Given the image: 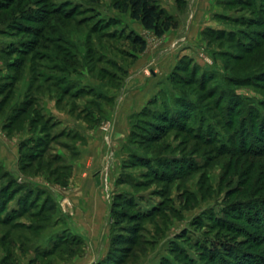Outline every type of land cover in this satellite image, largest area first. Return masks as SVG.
I'll return each mask as SVG.
<instances>
[{
	"label": "rangeland",
	"instance_id": "374dc122",
	"mask_svg": "<svg viewBox=\"0 0 264 264\" xmlns=\"http://www.w3.org/2000/svg\"><path fill=\"white\" fill-rule=\"evenodd\" d=\"M18 1L12 0L11 7ZM262 2L186 0L185 8L178 10L174 0H159L181 29L169 39L150 32L138 34L146 43L141 53L126 39L128 33L140 31L137 24L128 13L114 9L113 0H23L14 14L1 13L0 99L10 84L16 89L13 100L20 102L30 85L43 91L26 96L34 105L32 116L41 118L28 134L20 131L26 121L17 123L14 140H9L1 127L9 105L1 111L0 160L18 169L17 142L42 139V130L58 137L49 144L47 155H60L61 161L51 165L53 177L50 169L12 174L18 182L42 189L53 210L46 206L41 218H35L43 201L37 195L34 203H26L20 218L0 223V264H183L180 253L198 262L197 241L219 237L243 241L253 262L264 264L260 230L238 219L240 207L246 213L249 195L231 193L242 180L245 158L236 165L238 154L226 149L228 145L236 151V142L246 137L250 123L237 130V118L228 128L224 112L227 94L243 104L264 100V82H247L264 70V57L252 64L236 63L231 57L243 53L239 40L247 36L244 33L254 39L247 43L260 40L257 32L264 35L259 24L264 22ZM54 10L73 15L60 22L62 15ZM25 25L42 31L31 36L35 29L27 34ZM33 39L39 44L25 57V69L17 72L10 66L20 56L13 51L29 48ZM13 76L18 77L16 83L8 80ZM128 89L144 90L148 99L127 117L125 142L118 143L109 116ZM43 94L57 99L62 109L53 111L52 118L41 109ZM48 104L53 107V102ZM165 115L172 117V124L160 119ZM47 118L52 120L43 126ZM154 121L158 127H151ZM94 126L101 137L98 155L85 147L79 133L96 131ZM201 127L202 137L197 139L193 133ZM33 151L38 152L36 147ZM1 176L2 171L0 187L7 181ZM53 178L59 181L54 183ZM235 204L236 216L227 217L240 232L247 231V237L214 226L215 218ZM112 208L120 214L112 216ZM8 209H16L14 200Z\"/></svg>",
	"mask_w": 264,
	"mask_h": 264
},
{
	"label": "trees",
	"instance_id": "16d2710c",
	"mask_svg": "<svg viewBox=\"0 0 264 264\" xmlns=\"http://www.w3.org/2000/svg\"><path fill=\"white\" fill-rule=\"evenodd\" d=\"M22 1L23 0H19L18 3L14 6L15 8L11 7L13 4L12 0L10 4L0 2V19L1 13L3 12L4 13L2 14V16H5V14L7 16L8 14H14L16 12V9L20 8V4ZM238 1L242 3L243 0ZM262 1V3L264 4V0ZM174 3L178 10H183L186 6V0H174ZM112 6L114 9L122 13H128L132 20L140 22V24L145 30L151 31L156 37L159 38L163 37L168 31L177 29L179 26L178 19L165 11L160 6L159 0H113ZM52 12L55 14L62 15V20L60 22H64L66 19L71 18V16L73 15L72 11L66 10H54ZM40 22L42 23L43 20ZM255 22L257 23L259 21ZM259 24L264 27V22H260ZM15 27L19 26L15 25ZM24 28V31L27 30V34L30 33V28L35 29V32L30 33L31 36H39V33H41L42 31L40 28L28 27L27 25H25ZM52 33H55V31L53 30ZM240 33L239 35H241ZM244 34H247L249 38L247 36H243L242 33L243 39L240 38L239 43L241 45H239L241 50H243V53L240 55L235 54L231 57H233V60L236 63L243 61H247L250 64H252L253 62L261 63V59L264 57V52L262 50V47L264 45L262 41L264 39V35L262 34V32H257L256 34L261 36L260 40L256 41L255 43H251L254 40L252 39L253 37H251V35H248V33ZM58 39L60 40V37H58ZM126 39L130 40L133 46H138V53H141L145 50L146 43L142 36L135 33H128L126 35ZM248 39H250L251 42L248 41L247 43ZM38 42V39H33L30 44H27L30 45L29 48L23 47L20 49H14L13 53L18 54L20 57H17L15 61H12L10 67L15 69L17 72L23 71L26 65V62L24 60L25 57L29 56V54L33 52L34 48H36V46L39 44ZM205 77L206 75L201 74L200 79L205 80ZM17 79L18 77L13 76L8 80H14L16 83ZM259 80L264 82V70L249 76L247 82H249L248 84L253 85L256 82L259 83ZM35 82L37 81L34 80V83ZM233 83L235 84V82ZM202 86L200 87V89L202 88ZM4 88L6 92H3L4 95L0 99V113L5 106L7 107L9 105V107L7 108L5 113V117L7 120L6 122L1 123L2 130L6 132L8 136H12V132L17 131V129L19 128L16 126V124L18 123L22 125V123H25L26 121L25 125L22 126V129L20 128L21 130H19L24 131L28 129L29 132H31L33 126L37 124L39 120L41 121V118L38 119L37 117L32 116L35 113L34 105H32V102L29 101V99H26V96H28L34 91L39 92L40 90H42L41 87L37 86L36 88H34L33 85H30L23 100L15 105L11 104L15 97L14 93L16 91V89H14V84L5 85ZM211 92L214 94L213 91ZM75 97L76 94L73 96V99H75ZM225 97H228L229 100L227 104H224L225 125L227 127H233L235 121L237 120V118H239L240 120L236 127L237 130H242L243 127H245L246 122H249L251 127V130L247 132L246 137L241 136L240 140L236 142L237 148H235V152L234 147H228V145L226 147L229 153L233 152L236 155L238 154L239 160L237 159L236 165H239L241 163L242 158H245L242 162V167L245 165V170L242 171L240 176L242 180H240L239 186L231 193L241 196V198L243 196L245 197L249 195L246 200V213L242 214V207H240V215L238 219L243 220L246 224H248V226H253L255 230H260L259 236H263L261 240L263 241L264 165H262V162L264 161V112L260 108H264V100L257 103L249 102L243 104L242 101L238 99H232L233 96H231L230 94H227V96ZM171 118L165 115L160 119H165V122H169L172 124ZM158 119L159 117L155 120ZM50 120L52 119H45L43 126H47L51 122ZM155 122L157 121H154L151 124V127L159 126ZM178 126V124L174 125V127ZM147 128L148 127H145L144 129L148 130ZM201 129L202 127L200 128L199 132L193 133V136H195L197 139L202 137ZM41 133L43 135L42 139L41 137H38V139L29 140L26 142L23 141L19 144L18 170L22 174H25L26 171L30 170L32 172L39 173L42 172V170L50 169L49 175L53 177L55 176L56 172L55 168H51V165L54 162L61 161V157L60 155L58 156L54 154L47 155V153L50 150L49 144L55 141L58 137L56 135L53 137H49L48 133L44 135L42 130ZM131 134H134V131H132ZM215 134L218 135L217 133ZM208 139L209 137L207 138V140ZM27 147H30L28 148L30 151L24 150V148ZM34 147H36L38 152L34 153ZM67 169L69 168L67 167L64 170L67 171ZM0 171H2L1 178L7 180L0 187V212L3 211V217L0 218V223L6 224L14 219L17 220V218H20L26 208V203L33 202L32 200L36 198L37 195H41V197L43 196V201L41 203V207L38 213L34 214L35 218H41V212L46 206L48 208V211L53 210L52 205H48V195H45V192L42 189L37 188L36 186H34L33 183L30 182H18L17 177L12 175L10 172L6 171L1 165ZM65 180L67 181L68 179ZM58 181L59 180L57 178H53L54 183ZM13 200L16 203V209L10 210L8 209V204ZM236 204L231 205L230 209H228L229 211L227 212L226 209H224L222 217L215 218L214 226H216L220 230H224L225 232L234 233L237 235V237L241 235L247 237L249 233L247 231L240 232L239 227L236 224H232L227 217V215L231 217L236 216L234 213L236 210L235 207L237 206ZM114 213L120 214L116 209L112 208V216L114 215ZM251 216H254V219H250ZM253 223H255L256 225H253ZM117 242L118 239L115 240L114 243ZM244 244L245 243H243V241H238V239L235 238L230 240L221 239V237L215 240L202 238V240L197 241V243L194 245L201 252V257L198 262L190 258L185 252H182L183 254L180 253V255L183 258V264H260L257 262H253L252 255L246 253L245 249L243 248ZM173 248L176 251L181 250L180 247ZM166 264L170 263L166 262Z\"/></svg>",
	"mask_w": 264,
	"mask_h": 264
},
{
	"label": "crops",
	"instance_id": "0c3cea01",
	"mask_svg": "<svg viewBox=\"0 0 264 264\" xmlns=\"http://www.w3.org/2000/svg\"><path fill=\"white\" fill-rule=\"evenodd\" d=\"M198 4V3H197ZM195 8H193V10H194ZM195 11H196V9H195ZM190 12H192L191 10H190ZM192 13H194V11L192 12ZM204 15H205V12H204ZM201 17V19H200V21H202L203 20V17L202 16H200ZM131 21H133L134 23H136L137 24V27H138V30H140V31H136L137 32V34H143L144 32H150V33H152L151 31H147V30H145L143 27H142V25L140 24V22H138V21H135V20H132L131 19ZM194 23V22H193ZM195 24V23H194ZM181 24H180V27H178L177 29H174V30H170V31H168L163 37L165 38V37H168V39L169 38H171V37H175L176 35L174 34V33H177L178 31H180V29H181ZM153 34V33H152ZM174 34V35H173ZM154 35V34H153ZM192 34H190V36H191ZM162 37V38H163ZM195 38H197L196 36H195ZM173 43V42H172ZM171 43V44H172ZM170 44V42L168 43V45ZM138 71V70H137ZM27 89H28V87L26 88V90L23 92V96L26 94V92H27ZM138 93V94H137ZM148 93V92H147ZM147 93H145V91L144 90H138V91H130V89H128V91H127V95L126 94H124L123 95V97H121L120 98V100H119V102L117 103V106H116V108H114V110H113V112L111 111V113H110V119L112 120V124H113V132H114V134H115V136H116V140H118V143H120V142H125V136L127 135V133H128V130L126 129L127 127H126V123H127V117L129 116V115H131V114H133L134 112H137L143 105H144V102H145V100L146 99H148V94ZM42 105H41V109L44 111V113H46L47 115H49V117H54V113H53V111L54 112H60V111H62V109H61V107L58 105V100L57 99H55L54 97H52L50 94H43V96H42ZM45 99H47V100H45ZM21 100H23V97H21ZM47 101H48V103H50V102H53V107L51 108L49 105L50 104H48L47 105ZM17 103H20V100L18 101V99H15V100H13L12 101V105H15V104H17ZM120 108H121V110H120ZM49 112H48V111ZM120 110V111H119ZM69 116L70 117H72L71 116V114L69 113ZM74 119H76V120H81V121H83L84 122V120H82L81 118H79V117H76V118H74ZM84 123H86V122H84ZM93 129H95L96 131H91V132H89V133H86V134H83V133H81V132H79L80 133V136L83 138V139H85V147H87V145H88V150H90L91 151V149L93 150V154H99V145H98V139H101V137L100 136H98L99 134H98V127L97 126H94L93 127ZM92 128H91V130H93ZM94 132H96V133H94ZM28 134V133H30L29 132V130L28 129H26V130H24L23 132H22V134ZM5 136L7 137V138H9V140H11V141H13L14 140V136H8L6 133H5ZM39 136V135H38ZM24 140V139H23ZM22 142V140H19L18 142H17V160H16V167L18 166V157H19V142ZM80 153H82V151L80 150ZM82 155V154H81ZM81 155H80V157H81ZM0 165L6 170V171H8V172H10L11 174H13L14 172H19L18 171V169L16 168V170H13L11 167H6V165H5V163L3 162V160H0ZM21 173V172H20ZM22 174V173H21ZM73 175V174H72ZM71 178H72V176L68 179V180H71ZM34 186H37V185H34ZM78 232V231H77ZM79 234H81V232H78ZM83 235V234H82ZM84 236V235H83Z\"/></svg>",
	"mask_w": 264,
	"mask_h": 264
}]
</instances>
